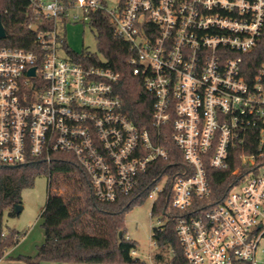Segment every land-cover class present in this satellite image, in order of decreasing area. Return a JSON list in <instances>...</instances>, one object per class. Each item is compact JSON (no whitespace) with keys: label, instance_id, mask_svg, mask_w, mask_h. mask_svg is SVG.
I'll list each match as a JSON object with an SVG mask.
<instances>
[{"label":"built area","instance_id":"obj_1","mask_svg":"<svg viewBox=\"0 0 264 264\" xmlns=\"http://www.w3.org/2000/svg\"><path fill=\"white\" fill-rule=\"evenodd\" d=\"M28 2L55 25L30 26L36 51L0 45V166L66 154L91 195L112 203L171 163V144L178 164L161 170L147 198L166 195L163 217L174 220L187 263L264 264V60H251L264 0ZM95 12L129 47L132 74L152 100L147 126L125 114L118 73L57 55V23L88 24ZM210 169L228 174L217 202Z\"/></svg>","mask_w":264,"mask_h":264},{"label":"trees","instance_id":"obj_2","mask_svg":"<svg viewBox=\"0 0 264 264\" xmlns=\"http://www.w3.org/2000/svg\"><path fill=\"white\" fill-rule=\"evenodd\" d=\"M62 1L69 4L73 0ZM107 18L102 12H95L88 22L96 33L102 60L95 54L74 52L63 39L62 47L74 61L104 66L118 73L115 92L124 104L125 114L134 124L147 126L151 116V97L143 91L139 77L132 74L128 64L131 56L129 47L114 34ZM0 23L5 31L4 37L0 38V45L26 51L38 50L37 32L31 25L43 31L55 25L52 19L37 20L28 0H0ZM251 56L254 66L264 60V33ZM169 152L171 163H159L156 172H149L133 194L124 195L112 203L97 201L91 195L73 158L66 154H56L50 165L29 160L19 166H0V258L20 240L21 235L15 231L7 235L2 232L4 212L8 211L10 216H15V206L21 205L22 191L33 186L35 177L45 174L49 177L50 189L40 215L44 241L37 247L35 256H19L18 259H23L27 264H40L42 261L57 264H147L132 254L137 244L126 236L124 216L134 205L147 198L163 168L178 164L179 152L171 144ZM208 175L212 198L217 202L226 190V179L223 177L228 174L210 169ZM60 176L69 180L74 189V194L67 199L51 192L55 178ZM167 207L166 195L163 193L153 203L151 216H163ZM174 227V220L164 219L163 224L152 229L151 240L155 243L152 263L188 264Z\"/></svg>","mask_w":264,"mask_h":264},{"label":"rangeland","instance_id":"obj_3","mask_svg":"<svg viewBox=\"0 0 264 264\" xmlns=\"http://www.w3.org/2000/svg\"><path fill=\"white\" fill-rule=\"evenodd\" d=\"M104 1L108 7H112L117 0ZM57 34L74 52L95 54L99 59H103L98 52L96 33L86 22L71 20L64 23L58 22ZM57 55L66 58L67 55L62 46L58 49ZM162 184L163 182H160L157 187L160 189ZM51 188V192L64 199L74 194L70 181L62 176L55 178ZM49 189V177L45 174L38 175L35 177L33 186L22 191L20 212L15 216H10L8 211L4 212L2 232L7 235L10 231H15L21 235L20 240L1 256L0 264H27L18 257H33L37 253V247L44 241V230L41 226L43 220L40 215ZM153 201V198H145L141 203L134 205L124 216L126 236L137 244L133 256L147 264H154L151 260V255L155 251L151 240L152 229L164 223L163 216L159 214L151 216ZM263 256L258 252V261H261ZM40 264L57 263L42 261Z\"/></svg>","mask_w":264,"mask_h":264},{"label":"water","instance_id":"obj_4","mask_svg":"<svg viewBox=\"0 0 264 264\" xmlns=\"http://www.w3.org/2000/svg\"><path fill=\"white\" fill-rule=\"evenodd\" d=\"M4 30H3V27H2V25H1V23H0V38H3L4 37ZM33 72H34V69L33 68H31L30 70H29V74L30 75H33ZM20 210H21V205H16L15 206V213L16 214H18L19 212H20Z\"/></svg>","mask_w":264,"mask_h":264},{"label":"crops","instance_id":"obj_5","mask_svg":"<svg viewBox=\"0 0 264 264\" xmlns=\"http://www.w3.org/2000/svg\"><path fill=\"white\" fill-rule=\"evenodd\" d=\"M20 234V233H19Z\"/></svg>","mask_w":264,"mask_h":264}]
</instances>
